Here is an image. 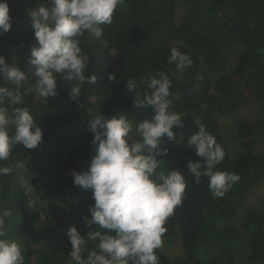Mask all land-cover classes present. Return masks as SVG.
<instances>
[{"label":"trees","instance_id":"obj_1","mask_svg":"<svg viewBox=\"0 0 264 264\" xmlns=\"http://www.w3.org/2000/svg\"><path fill=\"white\" fill-rule=\"evenodd\" d=\"M179 1L187 5L188 12L177 23ZM8 2L12 29L0 33V55L24 71L25 79L17 88L0 76V87L22 98L18 104L5 96L0 107L9 115L15 108H28L44 133L37 148L25 150L18 144L7 159L0 160V168L8 169L0 174V218L6 238L20 239L25 264H75L69 256V227L75 224L86 240L90 231H104L85 223L95 201L91 190L74 185L71 175L73 170L87 171L96 154L89 121L97 114L111 117L119 113L137 123L151 119V108H133L136 94L127 90L126 81L135 78L134 91L143 94L149 91V76L161 71L172 81L169 110L181 114L184 126H174L175 142L167 137L162 141L160 147L168 153L160 167L165 173L178 169L187 182L182 204L167 219L162 238L173 241L180 235L186 254L178 262L170 261L158 248V264H264V199L262 212L249 211L243 221L246 239L232 224L246 194L264 176V0H124L112 23L101 25V38L88 32L75 37L90 59L85 74L97 75L95 84H84L79 103L70 94L77 82L65 81L62 75L55 77V96L45 98L36 91L35 68L28 60L35 39L27 12L42 3L52 7L50 0ZM238 45L242 52L228 71ZM173 47L192 61L183 70L167 61ZM250 100L260 106L256 114L239 118L237 138L242 151L233 157L217 116L229 115ZM197 121L226 152L214 171L241 177L223 197L214 198L208 178L202 177L197 184L186 168L190 160L203 162L188 143L199 130ZM9 132L14 133V125H9ZM131 138L139 139L134 134ZM20 172L41 180L43 193H33L30 182L18 176ZM63 190L73 193L67 208L57 199ZM5 210L11 215L3 217ZM97 243L88 240L86 246L93 250Z\"/></svg>","mask_w":264,"mask_h":264},{"label":"clouds","instance_id":"obj_2","mask_svg":"<svg viewBox=\"0 0 264 264\" xmlns=\"http://www.w3.org/2000/svg\"><path fill=\"white\" fill-rule=\"evenodd\" d=\"M50 3L52 7L42 3L27 12L28 26L35 39L28 60L35 68L36 91L45 98L55 96V77L62 75L65 81L77 82L70 94L79 103L84 84H95L97 75L85 74L90 59L75 37L88 32L96 39L101 38V25L112 23L114 12L124 0H50ZM11 29L9 2L0 0V33ZM167 61L175 64L177 70L192 63L176 47L171 49ZM0 76L17 88L25 79L24 71L7 63L3 55H0ZM196 79L202 80V77ZM137 85L135 78L126 81L127 90L136 94L133 108H151V119L134 126L124 113L111 117L95 115L89 121V130L94 134L91 143L97 145L96 154L87 171L71 172L74 185L91 190L95 201L89 208L91 217H84L85 223L90 228L96 225L104 230L90 231L86 240L75 224L69 227L66 233L72 245L69 256L75 264H158L156 250L167 231L165 223L182 204L187 187L185 176L178 169L165 173L160 167L168 153L167 148L160 147L162 141L167 137L175 142L174 126H184L181 114L169 110L172 81L161 71L149 76V91L135 92ZM5 96L15 103L22 102L18 92L0 87V104ZM196 123L199 130L189 137L188 143L203 162L190 160L186 168L197 184L202 177L208 178L214 198L223 197L241 177L234 172L214 171L226 152L200 121ZM9 125H14L13 134L9 132ZM133 132L139 139L132 140ZM43 136L42 127L37 125L28 108H15L9 115L5 107H0V160L7 159L18 144L25 150L37 148ZM7 172V168H0V174ZM10 215L7 210L3 212V217ZM88 240L98 241L96 249L87 248ZM0 264H25L21 243L6 238L2 218Z\"/></svg>","mask_w":264,"mask_h":264},{"label":"rangeland","instance_id":"obj_3","mask_svg":"<svg viewBox=\"0 0 264 264\" xmlns=\"http://www.w3.org/2000/svg\"><path fill=\"white\" fill-rule=\"evenodd\" d=\"M188 8L187 5L183 1H179L177 5V9L175 11V20L177 23L183 21L187 16ZM242 52V47L238 45L231 56V61L228 66V71H231L235 64L236 60L238 59L239 55ZM216 78V76H215ZM33 89V88H31ZM260 103L256 100H250L245 106L241 107L237 111L229 114H219L217 116L218 122L221 127L222 135L224 136L230 151L232 152V156L236 157L241 151L242 147L238 141L237 134H238V120L240 117L244 116L245 114H256L257 110L259 109ZM133 125L135 126L137 122L130 120ZM135 136V132H133ZM82 134L78 133L77 138L80 140ZM18 176L23 177L27 182H30L31 188H33V193H43L44 186L41 180L34 181L35 176L28 173H17ZM16 174V176H17ZM73 197V193L71 190H63L60 191L57 195V199L63 205L64 208H67L71 199ZM264 199V176L256 184L245 196L243 201L241 202L239 209L233 219V226L238 231L239 235L242 237H246V231L243 228V221L246 218L249 211L255 212H262L263 210V203L262 200ZM17 239L20 242L19 238ZM246 239V238H245ZM21 243V242H20ZM161 252L170 260L178 262L179 260L184 259L185 257V248L182 243V239L180 235L175 237L173 241L167 240L162 238V245L160 247Z\"/></svg>","mask_w":264,"mask_h":264}]
</instances>
